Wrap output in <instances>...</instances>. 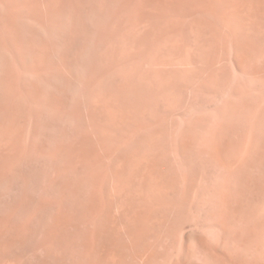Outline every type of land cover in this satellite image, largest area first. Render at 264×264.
I'll return each mask as SVG.
<instances>
[{"label": "bare ground", "instance_id": "bare-ground-1", "mask_svg": "<svg viewBox=\"0 0 264 264\" xmlns=\"http://www.w3.org/2000/svg\"><path fill=\"white\" fill-rule=\"evenodd\" d=\"M263 18V0H0V264L188 257L199 165L230 192L264 148Z\"/></svg>", "mask_w": 264, "mask_h": 264}, {"label": "rangeland", "instance_id": "rangeland-1", "mask_svg": "<svg viewBox=\"0 0 264 264\" xmlns=\"http://www.w3.org/2000/svg\"><path fill=\"white\" fill-rule=\"evenodd\" d=\"M240 1L242 0H234V2ZM255 40L257 50L253 54L250 65L264 73V30L259 32ZM227 51L231 55L232 47L227 48ZM231 65L227 64L226 68L232 71L233 77L229 86L234 89L239 83V74L237 75L232 70ZM250 89L254 91L248 99L251 98V102L259 99L264 106V90L260 88L261 93H257L256 84L251 85ZM190 94V100L197 99L192 93ZM200 98L202 102H221L220 98L215 96ZM262 119L264 124V115ZM54 134H56L55 127L49 126L42 129L40 136L51 139L54 138ZM252 157L249 160L251 162L242 167L240 174L242 178L236 179L230 192L225 189L224 174L218 167H214L208 161V163L202 162L199 165L200 174L196 181L197 188H200L199 228L198 231L185 230L184 237L188 238L187 245L190 255L182 258L180 264H264V148ZM223 200L229 205L226 202L222 204ZM218 212L224 215L222 220L225 222L220 228L215 227L216 223L214 225V215Z\"/></svg>", "mask_w": 264, "mask_h": 264}]
</instances>
